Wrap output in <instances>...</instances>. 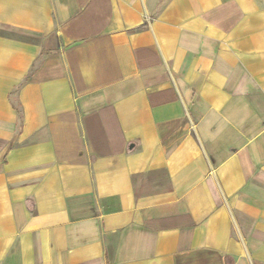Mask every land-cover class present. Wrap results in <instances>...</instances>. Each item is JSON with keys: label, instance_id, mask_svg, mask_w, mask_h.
I'll return each instance as SVG.
<instances>
[{"label": "crops", "instance_id": "0c3cea01", "mask_svg": "<svg viewBox=\"0 0 264 264\" xmlns=\"http://www.w3.org/2000/svg\"><path fill=\"white\" fill-rule=\"evenodd\" d=\"M0 264H264V0H0Z\"/></svg>", "mask_w": 264, "mask_h": 264}, {"label": "trees", "instance_id": "16d2710c", "mask_svg": "<svg viewBox=\"0 0 264 264\" xmlns=\"http://www.w3.org/2000/svg\"><path fill=\"white\" fill-rule=\"evenodd\" d=\"M27 78H28V77H27ZM27 78H26V79H27Z\"/></svg>", "mask_w": 264, "mask_h": 264}]
</instances>
